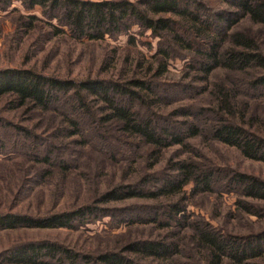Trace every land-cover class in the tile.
<instances>
[{
    "label": "trees",
    "instance_id": "trees-1",
    "mask_svg": "<svg viewBox=\"0 0 264 264\" xmlns=\"http://www.w3.org/2000/svg\"><path fill=\"white\" fill-rule=\"evenodd\" d=\"M0 1L8 4L4 7L12 2ZM21 1L30 10L42 7L50 20L61 23L58 26L50 22L56 33L65 32L63 26H67L76 39L105 40L107 36L128 33L135 24L159 38L157 52L149 58L142 55L131 60L120 78L76 81L28 68L0 69V97L9 96L15 109L27 107L33 116L40 118L39 128L46 133L47 138L36 139L29 128L18 126L20 130L17 129L31 140L30 150L42 164L43 177L53 180L61 174L69 177L71 173L67 160L60 159L54 164L53 156L59 150L53 143L56 138L74 139L84 148L79 151L80 173L75 177L79 185V176L91 182L99 170L104 172L106 162L102 153H109V142L115 147L111 149L115 158L119 152L117 144L139 149L142 141L155 159L148 167L152 171L140 175L135 182L120 179L105 190L95 186L90 199L70 211L43 215L0 213V229H76L90 215H109L113 210L105 206L110 202L141 198L157 202L123 210L127 224H151L170 232L179 228L175 236L187 228L193 245L189 247L185 234L175 240L168 232L128 240L118 249L97 252L49 240L29 241L0 252V264H188L181 259L187 253L193 257L200 254L205 264H261L258 260L264 259V230L248 235L225 234L209 221L195 219L186 212L184 187L193 183L194 193L213 192L216 172L220 171L186 159L174 162L167 172L157 173L154 168L167 148L174 145L188 148V139L199 136L236 147L245 157L264 162V135L254 127L259 115L251 113L247 117L250 104L241 98L245 95L264 99V51L250 33L235 29L245 18L264 28V0H226L236 11L210 10L199 0ZM36 19L32 15L27 21L22 16L20 28L32 29ZM136 40L133 34L129 35V44H136ZM179 50L198 53V58L190 56L189 68L201 75L187 73L185 77L207 83L203 90L210 95V107L193 110L192 105H182L162 116L154 109L156 103L164 102L155 78L169 72L170 60L176 54H183ZM114 51L116 55L117 49ZM219 69L245 76L229 75L221 81L212 80ZM179 84L183 86V82ZM204 115L212 117L213 122L203 124L200 117ZM177 117L187 120L173 122ZM102 137L105 143H101ZM132 137L137 142L130 140ZM98 138L100 142L96 141ZM92 153L100 158L97 160L98 156ZM109 159H113L112 154ZM59 163L63 165L61 171ZM51 166L58 168L56 173ZM225 184L229 191L264 200V179L260 177L233 171ZM80 190L84 191L81 186ZM176 196L179 197L174 199ZM161 198L167 201H159ZM241 206L252 212V204Z\"/></svg>",
    "mask_w": 264,
    "mask_h": 264
},
{
    "label": "rangeland",
    "instance_id": "rangeland-1",
    "mask_svg": "<svg viewBox=\"0 0 264 264\" xmlns=\"http://www.w3.org/2000/svg\"><path fill=\"white\" fill-rule=\"evenodd\" d=\"M210 10L227 9L236 11L229 6L226 0H199ZM4 1H0V69L8 67L28 68L50 76L76 81L86 78H120V74L127 70L131 60L139 56L151 57L159 47V38L153 37L151 32L133 25L131 31L123 34L107 36L105 40L76 39L72 36L67 26H63L65 32L56 33L51 24L61 25L57 19L50 20L43 12L42 7L36 6L27 9L21 0H12L9 6L4 7ZM35 15L34 27L26 30L20 28V19L24 20ZM28 21V20H27ZM51 22V23H50ZM236 30L250 33L259 42L264 51V28L252 23L248 18L241 19ZM136 37V44H129V35ZM117 54L113 55L114 49ZM170 60L169 72L155 78L159 83V96L163 103H156L154 109L162 116L168 115L167 111L182 105H192L193 110L202 107H210V95L203 88L207 84L201 80L186 78L187 73L201 75L200 72L189 68L190 56L199 57L198 53L180 51ZM244 77V74L228 72L225 69L217 70L212 80H223L227 76ZM183 82V86L179 83ZM191 83V87L185 84ZM172 85V86H171ZM243 88V87H242ZM246 91V88H243ZM204 91V92H203ZM250 104V112L259 115L254 127L264 135V99L241 96ZM9 96L0 97V213L9 212L23 214H52L55 212L70 211L82 202L88 201L95 186L99 190H105L114 182L123 179L122 182H135L140 175L148 173L149 165L154 157L149 153V146L142 143L139 149L131 146L117 144L116 158L111 149H115L109 142V153H102L105 158L106 168L104 172L99 170L94 175V180L89 182L79 176L80 185L75 177L80 173V155L83 147L70 138H56L53 143L59 147L54 157V164L61 160H67L71 164L69 177L61 174L59 178L48 180L43 177L40 162L34 159V153L30 150L31 140H27L18 132V126L29 128L35 134V138H47L46 133L39 128L37 116H33L27 107L13 108ZM167 103V105H166ZM159 104V105H158ZM146 107V106H145ZM192 118H190L191 120ZM202 123L209 124L212 117L201 116ZM249 119V118H248ZM187 120L186 117L174 118L173 122ZM250 120V119H249ZM213 122V121H212ZM162 123V122H161ZM94 127V123L91 124ZM18 129V130H17ZM117 136H119V133ZM116 135V134H115ZM93 134L90 135L93 138ZM104 137H102L103 142ZM132 141L138 139L130 138ZM97 142L101 140L96 139ZM189 147L182 148L179 145L171 146L164 151L160 162L154 170L157 173L170 171L174 162L186 159L195 161L199 166L214 169L217 178L214 181L215 191L194 193L195 184L184 187L186 212L194 215L195 219L203 218L209 221L216 229L225 234L248 235L264 230V200L244 197L238 192L227 190L225 183L228 175L233 171L244 172L264 179V162L245 157L236 147L222 144L205 136L188 139ZM26 145V147H25ZM96 153V152H95ZM92 153L95 157L97 154ZM113 159H109L111 156ZM100 158L99 155H97ZM69 161V162H68ZM60 164V163H59ZM59 170L63 169L60 164ZM54 173L58 168L51 166ZM77 167V168H76ZM39 169V170H37ZM94 174V173H93ZM80 186L84 191L80 190ZM176 196L174 199H177ZM159 201H167L161 198ZM155 200L130 198L114 201L107 204L111 212L109 215H90L85 224L78 228H25L0 229V252L16 247L29 241L49 240L85 251H104L118 249L128 240L146 238L149 236L163 235L166 232L173 235L175 240L187 236L189 247L190 230H182L181 235L175 236V231L162 229L151 224H127L124 221V211L137 204H152ZM250 203L252 212L245 210L241 205ZM187 247L186 249H188ZM182 256V260L188 264H205L200 254L196 257ZM197 260V261H196ZM258 262L264 263V259ZM1 263V260H0ZM6 264V263H5ZM14 264V263H8Z\"/></svg>",
    "mask_w": 264,
    "mask_h": 264
}]
</instances>
